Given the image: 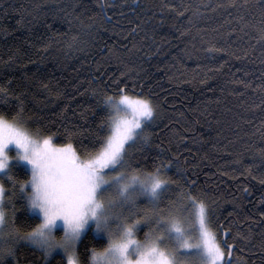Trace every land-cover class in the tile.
Listing matches in <instances>:
<instances>
[{"label":"trees","instance_id":"trees-1","mask_svg":"<svg viewBox=\"0 0 264 264\" xmlns=\"http://www.w3.org/2000/svg\"><path fill=\"white\" fill-rule=\"evenodd\" d=\"M258 4L0 0V85L11 92L9 103H0V115L11 120L20 96L30 130L55 132L60 143L67 128L79 133L74 143L87 144L100 123L94 89L111 86L109 94L115 95L113 81L124 80L130 94L151 95L157 119L149 145L136 159L149 167L157 158L171 160L174 179L178 165L214 201V219L231 221L233 232L248 236L232 264L236 257L264 264V41L259 31L264 17ZM73 36L86 45L69 48ZM12 174L29 178L19 168ZM3 183L11 190L9 181ZM13 202L17 227L30 232L23 222L33 214L19 195ZM106 244V239L95 244L85 239L78 246L82 264L90 258L84 245L102 250ZM61 260V254L46 260L42 250L21 244L4 264Z\"/></svg>","mask_w":264,"mask_h":264},{"label":"snow or ice","instance_id":"snow-or-ice-1","mask_svg":"<svg viewBox=\"0 0 264 264\" xmlns=\"http://www.w3.org/2000/svg\"><path fill=\"white\" fill-rule=\"evenodd\" d=\"M257 6L264 17V0ZM106 7L102 4L99 11ZM259 31L264 41V20ZM86 43L73 36L67 46ZM113 84L115 95L109 94L111 86L93 90L100 123L87 144L74 143L79 133L67 128L60 143L55 132L30 130L20 96L11 120L0 115V264L16 256L20 240L30 241L46 257L62 254L59 264H82L78 246L98 238L107 244L102 250L84 245L83 251H90L88 264H232L248 236L233 232L231 221L214 219V201L178 165L174 179L171 160L157 158L149 167L136 159L151 141L158 105L151 95L135 92V86L130 94L124 80ZM41 87L52 91L43 82ZM10 96L0 85V103H9ZM17 168L29 178L18 180L12 174ZM17 195L25 211L33 213L23 222L31 231L23 234L16 225ZM236 264L246 262L236 257Z\"/></svg>","mask_w":264,"mask_h":264},{"label":"rangeland","instance_id":"rangeland-1","mask_svg":"<svg viewBox=\"0 0 264 264\" xmlns=\"http://www.w3.org/2000/svg\"><path fill=\"white\" fill-rule=\"evenodd\" d=\"M9 155L10 156H12V157H15V155H16V153H15V151H12V152H10L9 153ZM12 162H14V161H12ZM10 207V206H9ZM33 214V213H32ZM143 231H147V229L146 228H144L143 230H142V232L139 234V236H138V238L139 239H143ZM62 232H60V233H58V235H57V238L59 239L61 236H62ZM21 244H27V245H31V246H33V247H36V248H38L36 245H34V244H32L30 241H27V240H20L19 241V243H18V245L16 246V248L19 246V245H21ZM38 249H40V248H38ZM41 250V249H40ZM44 253V252H43ZM55 254H57V253H53V255L51 256V257H53ZM45 255V254H44ZM62 255V254H61ZM51 257H46L45 256V259L46 260H49ZM6 259H14V257H11V256H9V257H7ZM5 259V260H6Z\"/></svg>","mask_w":264,"mask_h":264}]
</instances>
